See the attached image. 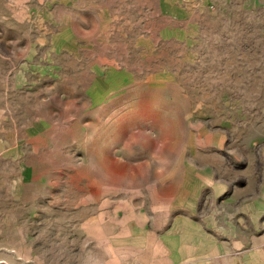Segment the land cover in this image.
<instances>
[{
  "label": "rangeland",
  "instance_id": "rangeland-1",
  "mask_svg": "<svg viewBox=\"0 0 264 264\" xmlns=\"http://www.w3.org/2000/svg\"><path fill=\"white\" fill-rule=\"evenodd\" d=\"M120 143L121 171L159 174L162 194L190 163L245 184L264 149V0H0V264L179 263L126 242L130 204L97 195Z\"/></svg>",
  "mask_w": 264,
  "mask_h": 264
},
{
  "label": "crops",
  "instance_id": "crops-1",
  "mask_svg": "<svg viewBox=\"0 0 264 264\" xmlns=\"http://www.w3.org/2000/svg\"><path fill=\"white\" fill-rule=\"evenodd\" d=\"M105 89V85L95 84L91 90L101 95ZM124 147L120 143L118 151L103 159L105 176L91 177L95 179L93 186L101 189L96 192L103 196V201L114 203L117 201L112 196H119V203L130 204L127 211L131 213L125 219L131 232L129 229L126 232V242L163 244L173 263L264 264V149L262 161L257 156L249 159L243 185L230 188L229 182L218 177L221 172L201 159L205 163L200 162L199 166L190 163L184 165L181 173L174 171V176L165 181L167 191L163 189L162 194L159 174L155 181V174L151 172V181L144 183V172L137 179L136 175L121 171L129 159ZM218 160L221 163L222 159ZM111 165L120 168L117 175L112 174ZM146 185L151 187L152 199L150 205L141 206L135 199L145 194ZM209 190L216 204L203 214L201 201ZM96 192L92 191V201ZM85 219L89 220L90 216ZM161 257L159 252L155 253L156 264Z\"/></svg>",
  "mask_w": 264,
  "mask_h": 264
}]
</instances>
